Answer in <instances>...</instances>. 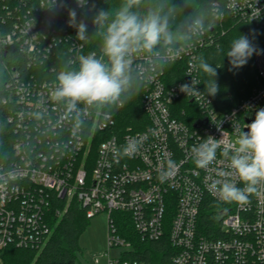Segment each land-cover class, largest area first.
<instances>
[{
	"label": "built area",
	"instance_id": "1",
	"mask_svg": "<svg viewBox=\"0 0 264 264\" xmlns=\"http://www.w3.org/2000/svg\"><path fill=\"white\" fill-rule=\"evenodd\" d=\"M48 2L16 0L9 5L0 0V23L11 20L8 32L0 29V54L12 53L15 64L24 59L28 70L0 61V181H12L0 185V264L9 247L43 248L53 219L73 202L89 219L108 214L109 249H123L117 259L107 253L108 264H152L127 258L134 242L122 235L115 213L127 217L141 241L166 239L167 264H264V185L246 204L227 203L216 190L222 180L244 186L223 152L233 140V125L243 128L246 116L264 108V47L254 58L261 83L236 105L220 109L203 94L180 91L194 79L202 92L198 52L213 40L206 34L174 62H184L179 73L183 80L171 82L166 69L143 87L146 122L124 126L114 108L108 119L95 118L79 141L62 109L49 100L46 82L54 68L43 66L61 42L67 45V55L81 45L85 53L90 51L63 25L69 9H81L75 0H57L54 9L39 8ZM233 16L264 35V0H247ZM45 49L49 52L43 64L32 60ZM223 133L216 160L198 168L192 147L209 135L220 139ZM129 142L137 143L139 150L125 156L122 148ZM168 160L175 167L161 179Z\"/></svg>",
	"mask_w": 264,
	"mask_h": 264
},
{
	"label": "clouds",
	"instance_id": "2",
	"mask_svg": "<svg viewBox=\"0 0 264 264\" xmlns=\"http://www.w3.org/2000/svg\"><path fill=\"white\" fill-rule=\"evenodd\" d=\"M75 3L84 9L88 0H75ZM246 3L247 0H181L180 3L175 0H118L115 4L108 3L106 10L96 12L92 35H88V25L83 20L77 22V11L71 8L68 24L76 28V40L95 41L96 47L85 53L81 45L74 55L69 54L60 62L51 80L46 82L49 100L62 109L61 114L71 122L80 141L90 131L95 118L106 120L112 109L130 103L182 53L194 48L219 22L235 15ZM56 7L57 0H49L39 8ZM257 11L259 13V9ZM32 26L33 23L29 29ZM48 52L49 49H45L42 56L32 57V60L43 64ZM254 53L258 55L259 51L253 42L247 35L239 34L230 41L223 57L229 58L233 68H240ZM217 68L201 59L199 70L209 77L203 80L205 92L196 89L199 83L194 79L191 84L181 85L180 91L186 96L205 93L215 96L218 92ZM42 115L36 113L37 118ZM233 132V140L223 154L229 158L231 170L244 186L237 187L229 180H222L216 182V190L227 203L246 204L249 195L264 185V108L256 112L251 123H244L243 128L233 125ZM223 137L224 133L220 139L209 135L192 147L193 163L198 168H206L216 160ZM138 150L137 143L129 142L122 148V154L131 156ZM174 167L175 162L168 160L167 169L160 178L170 175ZM11 182L0 181V185L7 186Z\"/></svg>",
	"mask_w": 264,
	"mask_h": 264
},
{
	"label": "trees",
	"instance_id": "3",
	"mask_svg": "<svg viewBox=\"0 0 264 264\" xmlns=\"http://www.w3.org/2000/svg\"><path fill=\"white\" fill-rule=\"evenodd\" d=\"M14 1L16 0H6V3L11 5ZM29 1L33 3V1L39 0ZM117 2L118 0H88L86 8L81 9V12L77 13V22L83 20L88 25V35H92L95 31L93 19L96 12L101 9L106 10L109 4H115ZM175 2L180 3L181 0H175ZM92 5H95V7L93 8ZM64 16L66 19L63 25H67L66 27L71 35L76 38V28L68 24V11ZM10 22L11 20L8 19L5 24L0 23V29L8 32L11 26ZM211 34L213 35L212 43H205L199 49L198 68L201 59L213 64V66H218L216 77L218 92L215 96H208L206 93L204 96L211 98L213 106L217 108H229L247 98L261 81L257 78L254 62L255 53L248 60L247 64L240 68H233L229 63V58L227 56L223 57V55L227 51L230 41L239 34L247 35L259 51L264 47V35L255 25L237 20L233 15L219 22L213 30L207 33V38ZM64 43L61 42L55 46L51 59L43 67L50 68L52 66L54 69L59 68L60 62L67 56V45ZM82 43L88 50L96 47L95 41ZM63 49L66 53L65 57H62ZM12 59H14L12 53H8L5 56L4 54H0V61L7 62L10 67L17 65L21 67L23 72H26L27 68L24 59H19L17 64ZM183 66L184 62H181L173 63L167 68L170 73L169 79L171 82L184 79L183 75H179L183 70ZM198 75L200 89L202 92H205V83L203 80L209 79V77L200 70H198ZM143 94L144 88L140 90V95L130 103L125 104L122 108H116L117 118L124 122V126H140L141 122L147 121V116L142 107ZM115 217L122 235L130 238L134 242V250L131 253H127V258L144 260L152 264H167L169 262V258L165 253L169 249V244L166 239L156 242L141 241L135 233L131 232V225L127 217L118 213H115ZM53 220L55 222L52 224L51 236L43 248L17 249L9 247L3 253V264H79L78 253L82 251L79 241L81 234L89 223L85 209L79 203L73 202L66 212L60 216H56Z\"/></svg>",
	"mask_w": 264,
	"mask_h": 264
},
{
	"label": "rangeland",
	"instance_id": "4",
	"mask_svg": "<svg viewBox=\"0 0 264 264\" xmlns=\"http://www.w3.org/2000/svg\"><path fill=\"white\" fill-rule=\"evenodd\" d=\"M109 221L107 213H100L89 219V223L81 234L78 253L79 264H108L109 257L120 258L123 249L108 246ZM109 253V257L107 256Z\"/></svg>",
	"mask_w": 264,
	"mask_h": 264
},
{
	"label": "water",
	"instance_id": "5",
	"mask_svg": "<svg viewBox=\"0 0 264 264\" xmlns=\"http://www.w3.org/2000/svg\"><path fill=\"white\" fill-rule=\"evenodd\" d=\"M256 112H254V113H252V114H250V115L245 117L246 123H251L254 120ZM245 131H247V129H245Z\"/></svg>",
	"mask_w": 264,
	"mask_h": 264
}]
</instances>
